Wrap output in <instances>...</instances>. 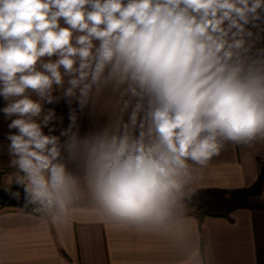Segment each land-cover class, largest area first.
<instances>
[{
	"label": "clouds",
	"instance_id": "obj_1",
	"mask_svg": "<svg viewBox=\"0 0 264 264\" xmlns=\"http://www.w3.org/2000/svg\"><path fill=\"white\" fill-rule=\"evenodd\" d=\"M0 97L25 207L66 220L86 189L115 228L178 229L197 168L264 141V0H0Z\"/></svg>",
	"mask_w": 264,
	"mask_h": 264
},
{
	"label": "crops",
	"instance_id": "obj_2",
	"mask_svg": "<svg viewBox=\"0 0 264 264\" xmlns=\"http://www.w3.org/2000/svg\"><path fill=\"white\" fill-rule=\"evenodd\" d=\"M107 95L79 115L81 133L110 118ZM5 104L0 97V109ZM45 107L63 117L58 135L69 123L68 106L61 99ZM9 122L0 112V165L14 169L5 138ZM192 189L179 228L161 233L115 228L94 204L74 203L68 218L56 222L47 213L1 210L0 264H264V141L226 144L207 167L197 168ZM196 205L206 211L200 218Z\"/></svg>",
	"mask_w": 264,
	"mask_h": 264
},
{
	"label": "water",
	"instance_id": "obj_3",
	"mask_svg": "<svg viewBox=\"0 0 264 264\" xmlns=\"http://www.w3.org/2000/svg\"><path fill=\"white\" fill-rule=\"evenodd\" d=\"M19 191L20 198L14 199L9 195V192ZM75 203H83L81 200H77ZM9 207V208H17L26 212H30L33 214L40 215L42 213H37L33 210L32 206L25 207L24 206V190L22 187L15 184V181L12 183L0 186V209Z\"/></svg>",
	"mask_w": 264,
	"mask_h": 264
},
{
	"label": "rangeland",
	"instance_id": "obj_4",
	"mask_svg": "<svg viewBox=\"0 0 264 264\" xmlns=\"http://www.w3.org/2000/svg\"><path fill=\"white\" fill-rule=\"evenodd\" d=\"M0 166L4 168V171L0 173V186H5V185H8V184L12 183L13 181H15L14 180V173H15L16 170L15 169H7L4 165H0ZM79 198L82 199V200H85V199L91 200L89 198V196H88V193H87L86 189H84L82 191V193H81ZM189 207L190 206L185 203L184 211L188 210ZM8 208L9 207L2 208V209H0V211L4 210V209H8ZM14 209H17V208H14Z\"/></svg>",
	"mask_w": 264,
	"mask_h": 264
},
{
	"label": "trees",
	"instance_id": "obj_5",
	"mask_svg": "<svg viewBox=\"0 0 264 264\" xmlns=\"http://www.w3.org/2000/svg\"><path fill=\"white\" fill-rule=\"evenodd\" d=\"M79 200L83 201V203L82 204L81 203H76V204H81V205H92L93 204V202L91 200H89V199L82 200V199L79 198ZM195 211L197 212L199 218L203 214L206 213V211L204 210V208L202 206H200V205H196L195 206Z\"/></svg>",
	"mask_w": 264,
	"mask_h": 264
},
{
	"label": "built area",
	"instance_id": "obj_6",
	"mask_svg": "<svg viewBox=\"0 0 264 264\" xmlns=\"http://www.w3.org/2000/svg\"><path fill=\"white\" fill-rule=\"evenodd\" d=\"M4 171V168L0 166V173Z\"/></svg>",
	"mask_w": 264,
	"mask_h": 264
}]
</instances>
